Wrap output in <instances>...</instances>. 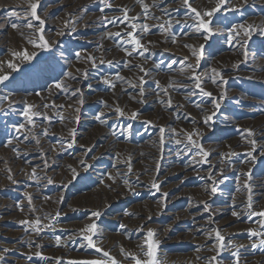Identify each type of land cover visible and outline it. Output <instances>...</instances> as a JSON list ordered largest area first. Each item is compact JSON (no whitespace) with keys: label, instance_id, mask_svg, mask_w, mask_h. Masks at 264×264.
I'll return each instance as SVG.
<instances>
[{"label":"rangeland","instance_id":"rangeland-1","mask_svg":"<svg viewBox=\"0 0 264 264\" xmlns=\"http://www.w3.org/2000/svg\"><path fill=\"white\" fill-rule=\"evenodd\" d=\"M0 2H5L6 5L5 10L0 12V63L3 64V67L0 68V74L9 75V79L0 84V97H4L7 95V97H10V103H8V105L5 104V106L2 103H4V101L6 100H0V158L3 154L4 155L2 157L5 158L7 157L9 152L11 153L9 148L10 146L8 145V138L12 133H14V126H17L21 123V117L19 115L23 113V111L25 110L24 108H26L28 104L32 105L31 96L35 95L39 90H46V88L48 89L50 87L49 85H55L60 77H62V75L71 72H69V69H71L70 67H73L71 64L82 66V68H80L86 69V71L88 70V73L97 74L100 80V82L96 86H88L89 88H87V79H84L83 75L81 76V78V74L76 77L77 80H81L80 82L83 81L84 84L83 86L80 85V87H76V90L79 91L77 92L78 98L73 102L75 104L69 102V111L71 115H73L76 108H80L79 110L83 113L87 112L90 114H95L98 113V111L102 110V108L104 107H95L91 102H87V96L91 94H99L100 97L102 96V99H105L107 96L110 97L113 89L103 81L105 77L110 78L111 75L118 74L119 71L115 62L111 61V64H99V54H95V50L92 48L91 39H85L81 36H77L75 38L65 37L57 39L55 42L53 41L54 37L51 34L58 32V29L60 28V26H62V23L65 20L64 15L66 14L67 9H69L73 3L77 2V4H83L86 2H91V0H38L39 7L37 9V14L41 17V19L45 21V39H47L51 44V48L47 50L34 48L31 44L28 43L29 39L36 40L38 39L39 35V33L36 32L35 28L29 29L28 27H26V24L29 21L38 26V21H34L31 17V4L36 3L37 0H0ZM145 2H150V0H145ZM190 2L192 3L193 7L197 8L200 11H203L212 8L215 5L214 3L216 2V0H190ZM243 2L244 0H229V4L226 5V8L217 13V16L220 17V22H216L214 19V26L216 29L215 34L205 39V34L195 32L194 14L191 13V11L183 5V0H159L160 7L165 6L172 9V15L170 16V18L177 19L171 21L172 25H169V23L165 25V28L168 29L167 31L160 29L158 27L159 23L148 24V27L150 29V31L148 32V39L152 42L154 47L149 48L148 53H146L144 57L136 54L130 57L131 63L128 64L129 68H127V70L125 71H122L123 73L121 75L122 77L126 78L125 80H122L123 88H126V91L128 90L132 92L134 98L135 96H137L135 98L136 102H138L139 104H143V107H141L138 116L135 119H131L130 117H125L123 120L121 119V117L114 120L112 119L111 121L107 122V125L106 123L101 124L99 121H93L87 125L83 123V127L80 128L81 130H83V132H85L82 135V140L76 142L74 146H71L68 154H64V156L68 159H66L67 162L64 164L63 169H58V171L54 173L53 178H51V184L48 182H42L41 184V188L45 190V195L47 196L46 202L56 205L59 203L61 211L69 212L73 209H76V213H73L71 217L62 218V220L59 221V223H69L70 226L74 228L67 232V234H70V236L72 235V238L74 237L75 239H72V241H74L73 243H71V246L65 253L66 258L72 261H82L98 259L102 256V253H98L95 249L87 246V242L82 239L81 235L83 234L81 233L80 229L84 228L93 220H95L94 217H92V213L94 211L91 208V197L95 190L100 188L102 184H104L103 182L104 180H106L105 177L107 176V170H110L114 167L115 160L114 156H112L113 160H99L101 164L98 165L99 167H106V169H104L105 172H103L104 170L102 172L75 171L74 175V172H71V166L73 163L72 158H74L73 155L77 154L78 152L84 153L86 151L87 153L85 156V160H93L97 149L93 148L92 150H87V147L85 145L87 137L89 136V140L92 135L98 133L105 134V132L111 133L115 131V134H117L122 142L136 141L139 142L143 147L157 146L156 148L158 149L164 148L166 145L168 128L164 122L161 123V121H159V118L154 119L157 98L158 100L162 99V101L171 98L172 102L178 100L180 101V99L183 98L186 99V106H181L178 108H174L173 106H171L176 110L181 118L187 117L190 120L200 118L204 120L205 116L210 115L214 111L211 103V98L202 96L198 93V90L193 87V81L190 78L191 69L188 67V65H191L193 66V68H196L197 55L200 54L201 45H203V54L200 57L199 67L196 68V71L201 75V78L203 80L202 86L207 91H211L214 97H218L225 91L227 95L226 98L221 102L220 110L206 124L207 132L206 134H204L205 136L200 135L199 133V135H197L198 137L194 136V139L196 138L197 141L202 144L203 149L205 151H208L209 147H211V143L215 141V138L223 137L226 139H231L236 136L237 131H239L240 129L244 131L242 126L245 125V123L249 122L250 120H256V118L258 119L260 118V116L264 117V35H261L259 32H255L252 35L251 40L248 42L245 49L248 53L246 59L243 55V51L245 50L241 48L239 41L237 46L228 47L221 38L224 29L225 31L229 30V28L232 27V24L233 26L240 25L248 18L264 25V0H256V3H248L247 6H242L244 4ZM134 3L136 7L141 5L137 2V0H135ZM90 4L91 6L86 9L87 12L89 10L91 11L90 8H92V5L103 7L101 0H92ZM228 7H234L236 10L228 11ZM112 9L113 8H110V10ZM80 11L81 10H79L78 12ZM92 11L96 10L92 9ZM13 23L17 24L18 27H11ZM117 28L119 27L113 25L101 26V28L99 29L100 38L102 36H107L108 32H117ZM88 30L89 29L85 27L81 30V32H87ZM173 37L176 40L175 43L172 42ZM110 40L118 45V48L115 49V51H111L112 55L118 56L125 52L123 50V47L119 44L118 40ZM185 45H192L193 47H185ZM155 46L157 48H155ZM124 47H128L129 50L131 49L130 45H125ZM24 49H27L30 53L36 52L37 56L35 57V59L30 62H26L19 60L12 55L13 52L21 51ZM194 51L197 53V55H193ZM77 53L80 54L79 59L77 58ZM91 55L97 60L98 66L95 68L92 67V64H90V66L89 63L91 62L85 58ZM107 56L108 55H106L105 57ZM10 61L17 63L19 65V68L15 71L9 69L7 65ZM140 62L143 64V67L146 69V71L148 70L147 72L149 73L148 76L145 77V80L147 81V83L144 84L146 94L145 97H143L147 98L152 93L154 94L153 97L155 98L153 100L146 99L144 101V99L138 94V88L131 87L127 82L129 80L133 82V84H138L139 81L137 78L142 73L139 74V72L135 70L133 65H142ZM85 63H87L88 65ZM83 66H85V68ZM212 68H215L217 69V71L222 73L224 80L227 81L226 84H220L219 82L217 84H213L211 82V79L209 77L212 75ZM9 70L11 71V73ZM167 79H170L171 81L168 82ZM155 81L160 82L161 88L156 87ZM162 88H168L169 91L167 90L168 92H164L161 90ZM11 92H22V94H24L20 96L22 101H20L19 98L16 103L15 95L9 94ZM215 92H217L218 95H216ZM174 93L177 95L174 96ZM81 95L84 99L83 105L77 103L78 99L80 98L79 96ZM23 96L24 98H22ZM176 97L178 98L177 100ZM195 100L203 103V107L200 108L198 113L191 112L187 107L189 103H193L195 102ZM166 101L164 102L166 103ZM107 103L108 104L107 106L105 104V107H112L113 109H115V106L120 107V105H118L117 103ZM171 107L168 106L170 110ZM4 112H6V114ZM129 124L131 125L130 129ZM162 127H165L163 143H161L160 136V129ZM174 127L175 129H177V124H174ZM120 128H122V130ZM183 132H179V130H176V133H179V135L175 134L174 142L176 143L177 140H180L181 143L176 144L177 146L181 145V147L179 146L178 149H176L177 152L175 154V158L178 157L177 159L189 160H193L196 158L198 161H200L199 163L201 165V169L206 170V175L204 176V178L200 180L198 178H195L194 175H187L186 177H183V175H170L166 178L165 181L160 184L159 191L154 188L149 189V191L147 192V196L142 198L141 200H128L123 205H121V203H109V208H111V210H109L106 214H103L102 217H100L96 222L98 224V229H103V231L108 233L111 232L110 234L112 236L118 237L122 230H119L118 228H120V225L123 224L126 226L123 230L128 232L129 229L126 223L115 220L114 215L116 214L118 209L121 207H124L126 209L130 207L132 208L134 206H139L143 204L144 200H149L152 198H155L156 202L165 201L168 203H172L173 200L171 199V197H166L164 195L168 191L178 196L186 193V191L189 194L190 192H195L197 188H203L207 193L210 194L211 187L215 186L217 188V192L214 195H210L212 197L218 198L219 200H222L226 198L225 196L229 195L228 192L235 193L236 191L238 192L241 188V191H247L245 184L247 183L251 186V184L255 182L252 181V179H245L246 182H244V180H239L232 182V185L235 186H231V184H229L227 181H222V179L216 178L215 172H217L218 170V166L216 164V157H218V155L216 154V152H209L210 155L207 157L208 163H204L203 157L196 155L195 149H193L192 151H188L185 148V144L187 142H184L183 140ZM81 142L84 143L82 144ZM159 145L160 147H158ZM245 145L246 144L239 145L240 149L244 148ZM263 149L264 144H262V146H260L253 153L255 159L249 157L247 155L248 153H246L247 151L245 150V154L247 155V157L244 166L247 167L252 163L254 165L253 170L264 176V154H262L264 153ZM198 157L202 158L198 159ZM172 165L174 164H171L167 167V171L169 172V174H173L176 170V167ZM241 176L244 177V174H242ZM246 176L247 174L245 175V177ZM184 178H187V180L185 179L184 181ZM22 189L26 190V187L23 186ZM261 191L262 195L259 197V201L264 202V184ZM23 196L24 195L22 194H19L17 196L14 195V197H12L11 199H21L24 198ZM188 197L189 196H186L184 198V201H182L179 206L176 205V207H179L178 209H185L186 207H188L190 202L189 199H187ZM104 200L109 202L108 198H104ZM201 208L204 209L205 207L201 206ZM207 211L209 213L211 212V210L209 209H207ZM229 214L230 213L223 214L221 215V218H226L229 216ZM5 216L6 220L3 223L4 226L0 229V256L2 254L1 250L4 249L3 246H12L13 249H15L13 251V254L11 255L12 259L7 260L6 263L48 264L50 258L54 257V255L57 254V249H60L59 247H57L56 243H54L55 237H47L42 239L43 241H45L46 239L45 242H43L42 240L21 238L24 237V235L21 236L19 234V229L21 228V226L19 225L20 222H18L19 220L17 212L14 210L7 211L4 214V217ZM155 223H157L156 220L147 223L144 226L145 229L137 232V234L131 238V241L133 239V242H136L137 240L142 239L149 229L152 230V228H154ZM231 228L232 230H235L238 227L231 225ZM170 235L171 246L168 247V249L169 254H172V257H180L190 251L189 248H184L179 244L181 241L178 238V234L176 232L171 233ZM50 239H53L54 242L51 243ZM211 244L214 249L212 253L206 255L207 257L204 256L190 264H209L211 258L213 256H216L218 248L215 237L211 241ZM37 252H40L42 255L37 256ZM140 253L141 252L139 251V253L136 252L135 254L139 255L142 259L146 258L143 256V254ZM47 254L48 256L51 254L50 257H47ZM158 256L159 253L157 252V260H159ZM221 256H216L217 260L220 262L223 260ZM29 257H31V259H29ZM208 257H210L209 260ZM117 258L119 257L117 256ZM127 260L133 263L131 258H128ZM251 263L252 261L250 260L249 264ZM213 264H215V262H213Z\"/></svg>","mask_w":264,"mask_h":264},{"label":"bare ground","instance_id":"bare-ground-1","mask_svg":"<svg viewBox=\"0 0 264 264\" xmlns=\"http://www.w3.org/2000/svg\"><path fill=\"white\" fill-rule=\"evenodd\" d=\"M91 2H82L83 4H77V2L73 3L70 8L67 9L66 14L64 15L65 20L63 21L62 26H60V28L58 29V32H63L64 34L57 35L58 32L53 33L54 35L51 33L50 34L54 37V42L60 38H75L77 36H81L85 39H91L92 48L95 50V54H99V59H104L105 61H112L117 64L119 71L118 74L111 75L110 78L107 77L116 85L115 89H111V96H107L105 99H102V96L100 97L99 94H91L87 96V102H91L95 107L102 106L104 108H102V110L98 111V113L95 114H90L87 112L83 113L80 110L79 112L74 111V117L70 114L69 102L73 103L78 98V95L73 96L72 93L76 91V87H80V85L83 86L84 82H80L81 80H77V78L72 79L68 75V73H65L58 80L64 82L65 88L63 90L56 89L55 85H49L50 87L48 89L46 88V90H39L38 92L36 91L37 93H34L35 95L32 94L33 96H31V100L32 105L34 106L33 111L40 112L42 115L34 118V127L28 125L23 113L19 115L21 117V123L25 124V129L21 130V132L18 133L16 132L14 127V133H12L11 136L8 138V145L10 146L9 148L11 153L9 152V154L5 158L2 157L4 154H1L2 156L0 158V229L4 226L3 223L6 220V216L4 217V214L7 211L14 210L17 212L19 220L18 222H20L19 225L21 226V228L19 229V234L21 236L24 235V237L21 238L42 240L47 237L56 238V236H60L61 240L59 246L56 243V239L55 242L53 241V239H50V242L56 243L57 247H59L60 249H57V254H55L54 257L50 258L49 262L47 261L48 264H57V261L59 262V264H69V262L72 261L66 258L65 253L71 246V243H73L74 240L72 241V239H75L74 237L72 238V235L70 236V234H67V232L74 228L71 227L69 223H59V221H61L62 218L71 217L73 213H76V209H73L69 212L61 211L59 203L56 205L46 202L47 196L45 195V190L41 188L42 182H48L49 179L53 178L54 173L57 172L58 169H63L64 164L67 162L66 159L68 158L65 157L64 154L66 155L69 153V143L73 139L71 135L72 131L75 130L76 143L82 140V135L85 133L83 132V130L80 129L81 127H83L82 124L84 123L85 125H87L90 122L98 121L96 119V116L99 115L101 112L105 113L104 117L106 118L102 117V119L106 121V125L108 121L120 118L116 113H114L115 110L112 107H105V104H108L107 102H110V104L117 103L118 105H120V107L125 111V116L121 117L122 120L125 117H131L132 113H137L138 116L141 107H143L142 103L139 104L135 101V98L137 96H135L134 98L132 92L128 90L126 91V88H123L122 80L117 79V76L122 75V71H125L127 70V68H129L127 62L131 60L130 57H128L123 51V53L118 56L112 55L111 51H115V49L118 48V45L111 41L109 38H107V36H102L100 38L99 29L101 28V26L105 25V23L102 21V17L105 15L109 18L113 16H120L122 15L121 10L123 8H127L129 10L130 16L139 17L138 21H136L138 27L140 24L148 25L152 23L166 25L169 21L177 19L170 18V16L172 15V9L165 6L160 7L159 4L161 3V1L159 3V0H150V2H147L149 4L150 13V17L147 20H145L144 18L142 6H135V0H111L113 5L112 10L106 8L103 12H101V6L98 7L97 5H92V8H90L91 11L89 10L90 12H87L86 9L91 6ZM243 3L244 4L242 6H247L248 3H256V0H247L246 3ZM5 7V2H0V12L4 11ZM92 9L96 11H92ZM79 10H81V13L78 12ZM155 17H158L159 19H154ZM66 23L67 27H65ZM241 24L252 25L255 28L264 27V25L259 24L258 22L250 18L246 19ZM85 27H87V29L89 30L87 32H81V30ZM121 27L123 26L121 25L119 28H117V30L120 31ZM138 35L142 37V42L147 45L148 48L154 47L152 43H148L150 41L148 39V32L138 33ZM228 35L229 31H225L224 29L221 38L225 42V44L228 47L237 46L240 38H237V40H234L233 42L229 43ZM155 48L157 47L155 46ZM106 55H108L109 57H105ZM90 64L91 63H89V65ZM71 65L73 67H70L71 69H69V72L71 71L72 75L75 77H78L79 74H81V77L86 71V69H81L82 66L74 64ZM83 67L85 68V66ZM78 69L79 71H77ZM135 70L139 72V74L141 73L138 68H135ZM167 81L169 82L171 80L167 79ZM99 82L100 80L97 74L88 73L86 82L87 88H89V85L94 87ZM9 94L15 95L16 103L19 100L20 96L24 95L22 94V92H11ZM112 94L114 97L112 96ZM215 94L218 95L217 92H215ZM153 95L154 94L151 93L149 97L144 98V95V97L142 98L144 99V101L146 99L153 100L155 99ZM176 95L177 94L174 93V96ZM177 97L176 100L178 99ZM8 98L10 99V97ZM22 98H24V96ZM9 99L4 101V103L2 104L4 106L5 104L8 105V103H10ZM185 100L186 99L183 98L180 99V101L178 100L172 102V106L174 108L186 106L187 102ZM20 101H22L21 98ZM156 102V112L154 115V119L159 118V121H161V123L164 122L168 128L166 136V145L164 148L158 149L156 148L157 146L143 147L140 145L139 142L136 141L122 142L117 136V134L113 135V132H105V134L98 133L92 135L89 140V136L87 137L85 143L87 150L89 151L93 148L97 149L93 160H85V156L87 153L86 151L84 153L78 152L77 154H72L74 158H72L73 163L71 166V172H102L104 169H106V167H99L98 164H101L99 160H113L112 156H114L115 158L114 167L110 170H107L108 172L107 176L105 175L106 180H104V184H102L100 188L96 189L91 197V208L94 212L100 211L103 215L106 214L109 210H111V208H109V203H121V205H123L128 200H141L142 198L147 196V192L149 191V189L154 188V183L160 185L170 175H183V177H186L187 175H194L195 178H198L200 180H202L206 175V170L201 169V165L199 163L200 161H198L196 158L193 160L177 159L178 157L175 158V154L177 152L176 149H178L179 146L181 147V145L177 146V144L174 142L175 134H173L172 132V129H175L174 124H177V129L175 130H179V132L184 131L183 140L184 142H187L185 141V133L197 132L198 134L200 133V135L206 134L207 128L206 123H204V120L200 118L193 120H190L187 117L181 118L176 112V110L172 107L170 110L168 108V105L165 102H162V99L158 100L157 98ZM46 104L49 105V107L45 108L44 105ZM61 105L63 107H60ZM187 107L188 109H190L191 112L198 113L200 108L203 107V103L195 100V102L189 103ZM4 113L6 114V112ZM61 116L64 117L63 121H61L60 119ZM77 116H79V120H76ZM45 117H48L50 119H46ZM29 128H31L30 132L28 131ZM242 128L244 129V131L240 129L239 131H237L236 136L231 139H226L223 137L215 138V141L212 142L211 147H209L210 151H206H215L218 155V157L215 156L217 158L216 164L218 166V170L217 172H215L216 178L222 179V181H227L229 184H231V186H235L232 185V182L239 180H244V182H246L245 179H252V181L255 182L251 184V193L244 190L241 191V188L238 192L236 191L235 193L228 192L229 195L225 196L226 198L219 200L216 197H212L203 188H197L195 192H190L189 194L186 191V193H183L178 196L168 191L166 193V197H171V199L173 200L172 203H168L162 200V202H156L155 198H152L149 200H144L143 204H138L139 206H134L132 208L130 207L126 209L124 207H121L114 215L115 220H119L123 223H126L129 229L128 232L122 229L123 231L121 230V233H118V237H114L110 234L111 232L108 233L103 231V229H97V236L94 237L97 246L105 251H108L110 255L120 261L121 264H134V262L132 263L127 260L129 257H126L124 255V252H131L134 254L136 252L139 253V251L141 252L140 246L143 244L144 237L142 239L139 238L140 240H137L136 242H133V239L131 241V238L134 237L137 232L145 229L144 226L147 223L156 220L157 223H155L154 228H151L155 232L154 239L157 240L159 244L157 250V252L159 253V264H190L192 262L197 261V259L209 255L214 250L211 241L215 237L216 230H219L221 235L225 237L224 243L227 245V247L219 253V256L222 255L221 257L223 258L221 264H237V261L232 255V253L237 250L239 251L238 264H249L250 260L252 261L251 264H264V248L259 247L258 238L250 237L249 235V229H255L257 231L260 230V218L252 217L251 219H249L248 215L250 211L253 210H264V202L259 201V197L262 195L261 189L264 184V176L258 173L257 171L253 170L254 165L252 163L247 167L244 166L246 157L248 155L245 154V150L247 151L246 153H248L251 149L248 140L245 138L247 136V132L245 130L251 129L255 133V136L253 138L257 141V150L260 146H262V144H264V117L260 116V118H256V120H250L249 122L245 123ZM120 129L122 130V128ZM45 130H47V135L44 134ZM37 141H39V143H37ZM75 143H73L72 146H74ZM244 144H246L244 148L240 149L239 145ZM158 147H160V145ZM230 153H235L236 155L230 156ZM199 158L202 157H198V159ZM45 161H47V165L45 164ZM171 164H174L172 166L176 167V170L173 174H169V172L167 171V167ZM129 165H131V172H129ZM103 172H105V170ZM242 174H244V177L241 176ZM246 174L247 176L245 177ZM185 179L187 180V178H184V181ZM125 180H128L127 185L124 183ZM23 186L26 187V190L22 189ZM18 193L20 195H24V198L11 199L12 197H14V195H19ZM249 194H251L253 201L252 210H249L246 207V204L248 202L247 198ZM28 196L32 197L31 206L29 205ZM186 196H189L187 199H189L190 201L188 207H186L185 209H178L179 207L177 208L176 205L179 206V204L184 201V198ZM104 198H108L109 202L105 201ZM205 204H207L208 209L211 210L210 213L205 208H201V206L205 207ZM33 207L35 208V211L32 210ZM21 208H23V210H21ZM233 211L239 212L240 216H233ZM57 212L60 213V216L54 221L48 219H45L43 221L45 224L54 222V231L46 230L42 234L37 235L30 225H25L21 223V221L32 220L35 217H55V214ZM226 213H230L229 216L226 218H221V215ZM94 219L96 220V222L99 220L96 218ZM231 225H234L238 228L232 230ZM118 229L120 230L121 228ZM174 232L178 234V238L181 241L179 244L184 248L190 249L187 254L185 253V255L180 257H172V254H169L168 247L171 246L170 234ZM209 233H211V237L209 236ZM253 243H256L258 247L255 249L252 248L251 246ZM3 248L8 249L9 251L4 252V249L1 250V256L4 257V261L0 262V264H9L6 263V261L12 259L11 255L13 254V251L15 249H13L12 246H3ZM121 248L124 249V252L121 251ZM50 255L48 256L47 254V257H50ZM117 256L119 258H117ZM209 258L210 257H208V260Z\"/></svg>","mask_w":264,"mask_h":264},{"label":"snow or ice","instance_id":"snow-or-ice-1","mask_svg":"<svg viewBox=\"0 0 264 264\" xmlns=\"http://www.w3.org/2000/svg\"><path fill=\"white\" fill-rule=\"evenodd\" d=\"M137 2L141 4V6L143 8L144 18H145V20H147L150 17L149 4L146 3L145 0H137ZM244 2L246 3L247 0H244ZM101 3L103 4V7L100 9L101 12H103L104 9H106V8H108V9L112 8V6H113L111 0H101ZM228 4H229V0H216L215 5L212 8L200 11L197 8L192 6V3L190 2V0H183V5L186 8H188L191 11V13L194 14V19H195L194 30H195V32L205 34V39H207L210 36L215 34L216 29L214 26V19L216 22H220V17L217 16V13L221 12L222 9H225L226 5H228ZM38 7H39L38 0L36 3L31 4V17L33 18L34 21H38V26L31 21L27 22V24H26V27H28L29 29L35 28L36 32L39 33L38 39H36V40L29 39L28 43L31 44L34 48L47 50V49L51 48V44L49 43V41L47 39H45V35H44L45 21L43 19H41V17L37 14ZM227 10L228 11H235L236 9L234 7H228ZM121 11H122V15H120V16H113V17L109 18L108 16L105 15L102 17V21L105 23V26H107V25H113L116 27H120L121 25L123 26V27H121L120 31H117L114 33L108 32L107 38L118 40L128 57H132L134 54L139 55L141 57H144L145 54L148 53L149 48L147 45H145L142 42V37L140 35H138V33H146V32H149L150 29H149L147 24H140L138 27V24L136 21H138L139 17L130 16L129 10L127 8H123ZM154 19H159V18L155 17ZM168 23L170 25L171 21H169ZM11 27L17 28L18 25L13 23L11 25ZM65 27H67V23L65 24ZM158 27L160 29H163L164 31L168 30L167 28H165L164 24H159ZM228 31H229V35H228L229 43L233 42L234 40H237V38H241L239 40V43H240V46L242 49H246V46H247L248 42L251 40V37L254 34V32H259L261 35H264V27L255 28L252 25H244V24L232 26L229 28ZM63 34H64L63 32L57 33V35H63ZM172 42L173 43L176 42L174 37L172 39ZM148 43L151 44L152 42L149 41ZM125 45H130L131 49L129 50L128 47H124ZM185 47L191 48L193 46L192 45H185ZM202 54H203V45L200 46V54L199 55H197V53L195 51L193 52V55H197L196 68L199 67V60H200V57L202 56ZM12 55L19 60L30 62V61L35 59V57L37 56V53L36 52L30 53L27 49H24L21 51H15L12 53ZM76 55H77V58L79 59L80 54L77 53ZM243 55L246 59L247 55H248L246 50L243 51ZM86 59L91 62L92 67L95 68L98 66L97 60L95 57L88 56V57H86ZM104 63L111 64V61H105L104 59L99 60V64H104ZM130 63H131V61H128V64H130ZM7 66L9 69H12L13 71H15L19 68V65L17 63H14L11 61L8 62ZM2 67H3V64L0 63V68H2ZM133 67L138 68L139 71L142 73V75H140L138 77V81H139L138 84H133L131 81H127V82L130 84L131 87L138 88V94L141 97H143L146 94L145 89H144V84L147 83V81L145 80V77L148 76L149 73L145 70L143 65H133ZM188 67L191 69L190 78L193 81V87L196 90H198V93L201 94L202 96L211 98V103H212L214 111L210 115L205 116L204 123L207 124L220 110L221 102L226 98L227 93L225 91L222 94H220L218 97H214L213 93L211 91H207L202 86L203 80L201 78V75L197 73L196 68H193V66H191V65H188ZM77 71H79V69ZM182 71H183V69H182ZM211 73H212V75L209 78L211 79V82L213 84H217L218 82L220 84H226L227 83V81L224 80L222 73L217 71V69L212 68ZM68 75L72 79H76V77L73 76L72 73H68ZM87 76H88V72L85 71L83 73V78L87 79ZM8 79H9L8 74H0V84L4 83ZM117 79L125 80L126 78L122 77V76H117ZM103 82L105 84L109 85L110 88H112V89H115V87H116L115 83H113L107 77H105ZM155 84H156L157 88H161L159 81H155ZM89 87H91V85H89ZM55 88L63 90L65 88L64 82L58 81L55 84ZM161 90L164 92H167V88H162ZM78 91L79 90L74 91L72 93V95L76 96ZM8 99L9 98L7 96L0 97V100H8ZM162 102H164V101H162ZM77 103L80 105H83L84 99H83L82 95L78 99ZM166 104L169 107L172 106L171 98L167 99ZM197 106H199V105H197ZM44 107L47 108V107H49V105L46 104V105H44ZM60 107H63V106L61 105ZM33 108H34L33 105L28 104L26 106L24 112H23V115L26 118L28 125H30L32 127L35 126V119L34 118L42 115L40 112L33 111ZM114 110H115V113L119 117L125 116V111L121 107L116 106ZM75 111L79 112V108H76ZM104 116H105V113L101 112L99 115L96 116V119L101 124H104L106 122L104 119H102V117H104ZM136 116H137V113H132L130 118L135 119ZM45 118L50 119L48 117H45ZM60 119H61V121H63L64 117L61 116ZM76 120H79V116L76 117ZM14 127H15L16 132L19 133V132H21V130L25 129V124L21 123L18 126H14ZM130 127H131V125H129V129H130ZM28 131L30 132L31 128H29ZM245 131L247 132V136L245 138L248 140V143L251 146V149L248 152V156L251 157L252 159H255V157L253 156V153L256 151V148H257V141H256V139L253 138L255 136V133L251 129H246ZM172 132H173V134L179 135V133H176L175 129H172ZM44 134L47 135V130H45ZM164 134H165V129L162 127L160 129L161 143H163ZM71 135H72L73 139L69 143V147H71L72 144L75 143V130L72 131ZM113 135H115V132H113ZM185 135H186V140H187V143L185 144V148L188 151H192L193 149H195L196 155L202 156L203 162L208 163L207 157L210 155V153L203 149L202 144H200L197 141V139H194V136H197L199 134L197 132H192V133H185ZM25 138H27V137H25ZM37 143H39V141H37ZM176 143L179 144V143H181V141L177 140ZM262 154H264V153H262ZM229 155L231 156V155H236V154L230 153ZM45 164L47 165V161H45ZM129 172H131V165H129ZM74 175H75V172H74ZM48 183L51 184L52 180L49 179ZM124 183L127 185L128 180H125ZM153 187L156 188L157 191H159V189H160V185L156 184V183L153 184ZM245 187H246L247 191L249 193H251V191H252L251 186L246 183ZM216 192H217V188L215 186L211 187L210 194L214 195ZM164 195L166 196L167 194L165 193ZM28 201H29V205L31 206V204H32V197L31 196H28ZM247 201H248L246 204L247 209L252 210L253 209V201H252L251 194H249ZM205 208H206V210L208 209L207 204H205ZM21 210H23V208H21ZM32 210L35 211V208L33 207ZM101 215H102V213L100 211H95L92 213V217H94L96 219H99L101 217ZM232 215L238 217V216H240V213L237 211H233ZM248 215H249V219H251L252 217H259L260 218L259 219L260 230L257 231L255 229H249V235H250V237L258 238L259 239V247L264 248V210H261V211H254L253 210V211H250V213ZM59 216H60V213L57 212L55 214V217H44V218L35 217L32 220L21 221V223L25 224V225H30L32 227L33 231L37 235H40L43 232H45L46 230L47 231H54L55 230V223L54 222H50V223L45 224L43 221L45 219L54 221ZM125 227L126 226L123 224L120 225L121 229H124ZM97 229H98V224L96 223V220H93L90 224H88L87 226H85L84 228L81 229V233L83 234L82 239L87 242V246L95 249L98 253H102V256L98 259L71 261V262H69V264H121V262L118 261L115 257H112L108 251H105L102 248L97 246V243L94 240V237L97 236ZM209 236L211 237V233H209ZM154 237H155V232L153 230L149 229L143 238V244L140 246V250H141V253L143 254V256L146 258L142 259L139 255H136L134 253L124 252L123 248H121V251L124 252V255L126 257L131 258V260L134 262V264H159V262L157 260V250H158L159 244H158V241L154 239ZM55 239H56L57 245L59 246L61 237L56 236ZM215 239H216L217 245H218L217 255H219V253L221 251H223L227 247V245L224 243L225 237L223 235H221L219 230L215 231ZM233 247H235V246H233ZM251 247L255 249L258 247V245L256 243H253ZM8 251H9L8 249H4V252H8ZM36 255L41 256L42 254L40 252H37ZM232 255L238 264L239 251L238 250L234 251L232 253ZM29 259H31V257H29ZM3 261H4V257L0 256V262H3ZM213 262H215V264H221V262L217 260L216 256H213L211 258V261H209V264H213ZM57 264H59L58 261H57Z\"/></svg>","mask_w":264,"mask_h":264}]
</instances>
